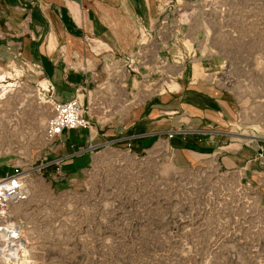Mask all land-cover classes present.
<instances>
[{
	"label": "rangeland",
	"instance_id": "obj_1",
	"mask_svg": "<svg viewBox=\"0 0 264 264\" xmlns=\"http://www.w3.org/2000/svg\"><path fill=\"white\" fill-rule=\"evenodd\" d=\"M167 4L155 32L168 27L172 63L226 84L243 110L253 109L252 132H264V0ZM15 62L0 57V164L10 174L40 167L28 180L29 198L13 207L28 250L15 264H264V183L221 171L212 159L178 167L167 147L103 150L70 180L64 160L50 163L51 109L40 91L48 83ZM257 155L252 161L264 165Z\"/></svg>",
	"mask_w": 264,
	"mask_h": 264
},
{
	"label": "crops",
	"instance_id": "obj_2",
	"mask_svg": "<svg viewBox=\"0 0 264 264\" xmlns=\"http://www.w3.org/2000/svg\"><path fill=\"white\" fill-rule=\"evenodd\" d=\"M168 1L0 0V57L21 61L39 83L52 85L57 102L78 98L92 122L90 130L56 138L50 163L64 160L62 172L76 181L103 150L143 155L167 147L178 167L212 159L221 171L263 185L264 165L252 160L264 146V132H252L253 109L243 110L214 77L173 64L178 55L168 49L167 26L157 37ZM160 60L167 65L160 67ZM219 61L214 56L213 76ZM162 79L165 85L157 88ZM251 133L257 139L249 144ZM3 165L0 177L10 174Z\"/></svg>",
	"mask_w": 264,
	"mask_h": 264
},
{
	"label": "built area",
	"instance_id": "obj_3",
	"mask_svg": "<svg viewBox=\"0 0 264 264\" xmlns=\"http://www.w3.org/2000/svg\"><path fill=\"white\" fill-rule=\"evenodd\" d=\"M40 91L47 95H44L46 100L43 103L48 104L51 109L46 131L50 139L55 140L65 131L92 128V122L86 116L88 109L78 98L66 103L57 102L53 96L54 87L50 84L47 90L40 86ZM249 138V144L257 139L256 136ZM257 159L264 164V146L259 147ZM38 171L40 172V167L28 170L16 169L14 173L0 178V261L6 264L21 263L28 254L24 226L14 216L13 207L29 198L28 180Z\"/></svg>",
	"mask_w": 264,
	"mask_h": 264
},
{
	"label": "bare ground",
	"instance_id": "obj_4",
	"mask_svg": "<svg viewBox=\"0 0 264 264\" xmlns=\"http://www.w3.org/2000/svg\"><path fill=\"white\" fill-rule=\"evenodd\" d=\"M0 80H1V81H5V80H6V76H5V75L1 76V77H0ZM41 87H42V86H41ZM42 88H43L44 90H47V89H48V87H46V86H45V88H44V87H42Z\"/></svg>",
	"mask_w": 264,
	"mask_h": 264
}]
</instances>
